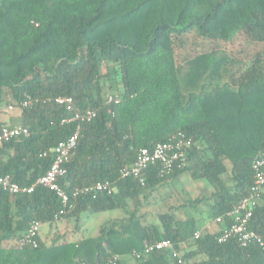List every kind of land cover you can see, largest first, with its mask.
<instances>
[{
  "label": "trees",
  "instance_id": "trees-1",
  "mask_svg": "<svg viewBox=\"0 0 264 264\" xmlns=\"http://www.w3.org/2000/svg\"><path fill=\"white\" fill-rule=\"evenodd\" d=\"M190 33L220 41L242 34L262 43L264 0H0V113L18 109L14 125L29 131L0 143V176L34 184L52 161L49 151L76 128V121L62 120L95 111L80 122L59 179L66 205L40 184L21 193L0 186V264H105L115 254L121 256L117 264H264V187L249 226L262 245L218 242L230 221L214 222L247 194L251 161L264 154V46L246 67L252 73L233 83L235 66L226 54L187 51L179 61L177 48ZM59 96L72 102L58 104ZM178 133L186 143L184 166L160 177L158 164H151L142 173L144 183L120 176L139 148ZM183 175L212 188L190 205L203 200L214 228L202 230L193 215L183 211L179 217L172 208L158 213V222L136 214L141 198ZM104 181L112 183L111 194L71 195ZM113 209L125 216L102 221L94 237L56 236L46 243L39 231L36 247L18 245L33 221L51 227L83 212ZM162 239L172 248L135 256Z\"/></svg>",
  "mask_w": 264,
  "mask_h": 264
},
{
  "label": "built area",
  "instance_id": "built-area-1",
  "mask_svg": "<svg viewBox=\"0 0 264 264\" xmlns=\"http://www.w3.org/2000/svg\"><path fill=\"white\" fill-rule=\"evenodd\" d=\"M112 100L109 97V101ZM118 98H115L117 101ZM55 102L58 104H70L71 98L56 97ZM26 102L23 103L25 105ZM11 108V106H9ZM95 116V111L86 109L83 112H75L71 117L64 118L63 123L70 121H76L77 125L74 132L64 140L59 141L49 152L52 156V161L45 171L34 184L29 186H22L14 182L8 175L0 176V186L11 193L31 192L36 184L48 187L54 190L60 197L63 205L68 203V194L62 189L59 183V179L62 178L66 173L65 163L73 153L77 141L79 138L80 122L84 120H90ZM29 131L22 125H0V143L9 141L19 136H27ZM185 140L182 133H178L177 136L171 140L158 142L152 148H139L134 162L120 170L121 177L133 176L138 178L141 183H144L142 178L143 171L151 164H158V175L164 177L170 173L175 166H184L186 163V151H185ZM43 156L48 155L47 152L42 154ZM251 169L253 172V182L250 186L249 191L243 196L235 205V207L227 212L225 215L217 216L214 220L216 225H221L227 218L228 223L220 233L217 235L218 242H224L230 238H236L241 246H247L249 244L262 245L261 237L253 230L249 228L253 210L259 200L260 194L264 187V154L259 153L255 155L251 161ZM114 190L112 183L109 181L97 182L93 185H87L84 187L74 188L71 191L73 197H77L80 194H87L93 191H103L111 194ZM71 207V205H70ZM64 213V210L59 211L55 214L54 219L57 220L59 215ZM41 224L38 221L30 223L28 229L24 235L19 238V246H31L36 247L38 244L37 235L39 234ZM200 231L194 233V237L198 238ZM165 248H172V242L169 239H162L156 241L144 248L142 252L138 254H149L154 250H160ZM176 257V262L181 263V259L173 253ZM121 256L112 255L110 256L105 264H117ZM81 264H91L88 262H81Z\"/></svg>",
  "mask_w": 264,
  "mask_h": 264
},
{
  "label": "rangeland",
  "instance_id": "rangeland-1",
  "mask_svg": "<svg viewBox=\"0 0 264 264\" xmlns=\"http://www.w3.org/2000/svg\"><path fill=\"white\" fill-rule=\"evenodd\" d=\"M264 46L262 43H251L244 35L237 34L229 41L202 39L198 35L190 33L183 38L182 44L177 48L179 52V61L187 51L197 52H215L217 54H226L234 62V74L232 82L237 83L248 77L252 71L248 72L246 68L254 55ZM257 70V69H253ZM12 109V108H10ZM19 112L15 109L11 113ZM6 112L0 113V119L5 117ZM10 113V112H9ZM212 188L205 185L203 182L194 183L187 175H183L179 181L171 186H162L153 192L147 198H141V203L136 208V214H142L148 221L158 222L157 215L170 208L174 209L179 217L184 216V212H188L202 225V230L207 228H214L213 222H209L205 216L206 204L203 200L194 201L190 205V200L207 197ZM129 210L133 209V204H129ZM179 209V210H178ZM125 216L122 210L113 209L98 213L83 212L79 219L72 218L70 220L60 219L55 222L56 233L65 238L77 239L82 237H94L99 233V227L102 221H110L116 217ZM54 225V224H53ZM52 225V226H53ZM75 226V229H74ZM53 227L48 224H41L40 234L45 242H50Z\"/></svg>",
  "mask_w": 264,
  "mask_h": 264
},
{
  "label": "crops",
  "instance_id": "crops-1",
  "mask_svg": "<svg viewBox=\"0 0 264 264\" xmlns=\"http://www.w3.org/2000/svg\"><path fill=\"white\" fill-rule=\"evenodd\" d=\"M14 110L15 109L12 108V109H9V110L5 111L6 112L5 115H4L5 117L1 118L0 122L3 123V124H8V125L18 124L19 121H20V112H17L15 114L11 113ZM55 226H56L55 224L53 226H51V227H53V229H50L52 231L51 232L52 234L48 236L50 238V241L53 240V238L56 237V236H53V233H54L53 231L55 230V228H54ZM74 229H75V226H74ZM55 235L62 236V235H59V233H56ZM40 236H41V234H40ZM77 239H80V238H77Z\"/></svg>",
  "mask_w": 264,
  "mask_h": 264
}]
</instances>
